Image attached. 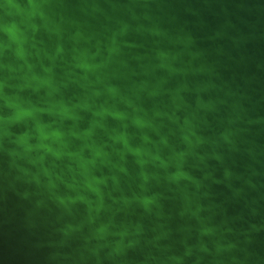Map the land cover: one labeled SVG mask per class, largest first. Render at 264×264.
<instances>
[{"label":"water","instance_id":"water-1","mask_svg":"<svg viewBox=\"0 0 264 264\" xmlns=\"http://www.w3.org/2000/svg\"><path fill=\"white\" fill-rule=\"evenodd\" d=\"M35 2L42 16L30 21L37 31L27 30L24 47L37 75H45L41 63L51 68L58 91L19 94L40 107L86 101L75 122L38 118L56 121L66 151L88 160L84 144L94 143L107 156L87 166L101 181L98 197L75 160L46 155L32 164L41 153L10 156L15 145L0 138V264H264V0ZM33 43L63 51L38 61ZM81 54L91 70L75 67ZM0 63L21 62L7 51ZM100 106L127 118L105 116L87 141L67 135L99 120ZM120 132L149 153L142 167L109 139Z\"/></svg>","mask_w":264,"mask_h":264},{"label":"clouds","instance_id":"clouds-1","mask_svg":"<svg viewBox=\"0 0 264 264\" xmlns=\"http://www.w3.org/2000/svg\"><path fill=\"white\" fill-rule=\"evenodd\" d=\"M38 5L35 0H26L24 4L17 2V0H0V11L3 12V17H0V34L5 37L4 40H0V56L3 53L10 51L14 55L17 61L21 63L13 65L12 63H0V105L7 110V114L0 115V138H9V143L15 145V148L9 151L10 156L16 157H27L33 152L41 153V155L36 156L34 159H29V163L35 164L37 162H43L45 156H51L54 160H61L67 157L69 160H75L77 162V174L84 177V188L94 192L99 197V189L95 187L96 184L100 183L95 177L91 179L88 178V165L94 164L97 159L102 162L105 160L107 153H105L100 146H96L94 143H85L84 147L88 148L91 152V159L85 160L80 155L79 152L66 151L67 143L65 141L66 133L61 131L59 127H54L53 125L56 121L51 123H44L38 117L41 114H48L49 116H55L63 120L76 121L79 117L76 115L75 109L80 108L83 110H89V105L85 101L83 103H78L74 105H67L63 101H45L44 107L37 106V104L32 103L30 99L22 97L19 93L30 89L33 93H38L41 89H47L45 95L51 97L53 93L58 91L56 84L54 83L50 67H45L42 63L40 64L41 70L45 73L44 76L37 75L34 71V65L29 63L28 56L33 55V53L26 52L24 45L28 43L29 37L26 35L28 29H31L33 33L37 31V26L30 21L37 15H41L37 11ZM31 47L35 49V56L39 61L41 53H43L44 58L52 61L57 55H60L63 49L58 45L55 52L49 55L48 52L41 49H36L35 43L31 44ZM81 54L80 62H78L75 67L80 68L84 71H89L92 69V65L86 63ZM19 81L15 84L10 83V81ZM5 89H14V91L9 94ZM109 93L115 94V90L109 88ZM97 94L98 93H94ZM135 111V109H134ZM94 117H99V120H93L88 129L83 132H76L69 130L67 135L73 138L87 141L93 135V128L103 127L100 120H103L105 116H111L117 120L126 119V114L110 110L104 106H100L99 110L93 111ZM31 121V127L28 126V122ZM132 123L138 128H143L146 122L139 117H133ZM24 125L25 130L13 134L9 129L15 125ZM126 127V126H125ZM115 132V130H113ZM109 139L113 143H120L123 147L136 156L137 163L142 167L148 161L140 159V157L149 155L146 150L141 148H130L128 145V140L124 132L115 133L109 136ZM142 139L147 142L148 138L142 137ZM35 141V143H32ZM55 145V147H54ZM152 161H159L160 165L163 166L164 162L160 161L158 156H151ZM44 175L49 178V185L52 184V176L54 173H50L48 169L43 168ZM120 171H125L123 168ZM69 171L73 169L69 166ZM183 175L182 173H177L173 177L178 178ZM56 179H61L60 176L56 175ZM142 179H147V176L142 172ZM67 187H73V184H66ZM76 199L83 200V197H76ZM73 198H69V202H72ZM63 203V199L60 201ZM145 206L151 203L150 200L145 199L142 201ZM98 231H103L99 229Z\"/></svg>","mask_w":264,"mask_h":264}]
</instances>
